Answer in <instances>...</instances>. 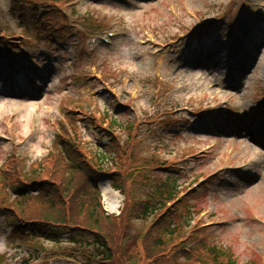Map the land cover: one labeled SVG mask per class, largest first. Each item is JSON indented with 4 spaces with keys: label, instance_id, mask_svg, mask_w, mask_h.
Instances as JSON below:
<instances>
[{
    "label": "rangeland",
    "instance_id": "374dc122",
    "mask_svg": "<svg viewBox=\"0 0 264 264\" xmlns=\"http://www.w3.org/2000/svg\"><path fill=\"white\" fill-rule=\"evenodd\" d=\"M45 1L51 6H38L44 7L43 13L31 11L26 17L20 2L15 6L14 0H0V35L13 37L9 43L17 46L13 52L0 49V208L18 217L22 213L32 217L27 220L37 221L52 212L76 219L71 225L84 223L85 214L78 210L80 197L53 209L33 179L40 171L45 178L56 164L65 167L64 162H57L62 144L72 133L81 139L79 147L86 161L101 167L97 154L109 150L100 126L107 130L113 120L119 126L114 130L119 155L102 167L120 176L115 181L104 174L98 198L101 210L111 218L107 234L124 264H204L212 249L238 264H264V158L261 148L250 142V134L259 132L250 128L260 119L259 102L264 99V0L26 3ZM245 4L248 9L241 10ZM49 8L56 12L51 14ZM204 20L212 24L219 20L222 31L233 21L236 25L229 42L224 33L222 37L213 33L211 41L203 46L198 43L192 54L193 42L186 43L187 39H194L202 29L185 34L193 23ZM104 22L116 28H110L115 37L109 45L100 40L94 43L97 32L87 30ZM26 41L30 45L23 47ZM226 45L230 56L221 62ZM246 65L253 67L247 76ZM17 71L27 77L11 76ZM238 81L242 82L235 88ZM193 96L205 103L213 97L221 103L231 98L244 114H251L246 130L221 135L199 124L197 129L184 124L187 133L175 137L176 130L162 128L172 118L183 119L190 113L187 108L198 104L188 99ZM192 145L210 153L190 164L186 169L190 173L176 175L182 193L181 203L173 205L164 191L169 172L164 168L179 162ZM228 159L233 168L226 166ZM244 165L249 183L236 187L228 171ZM213 170H226V180L219 178L205 197L204 190L199 192L203 197L191 205L195 215H190L188 224L182 207L195 198L192 179ZM17 185L23 186V193L15 191ZM116 185L123 193L113 189ZM106 190L112 194L110 199ZM26 194L32 195L21 201ZM146 206L155 209L147 217H137ZM1 212L0 264H73L64 257L68 245L31 242L21 229L13 230ZM210 213L216 218L203 219ZM215 221L222 227L214 236L207 228ZM173 226L178 227L176 235L160 245L163 230Z\"/></svg>",
    "mask_w": 264,
    "mask_h": 264
},
{
    "label": "trees",
    "instance_id": "16d2710c",
    "mask_svg": "<svg viewBox=\"0 0 264 264\" xmlns=\"http://www.w3.org/2000/svg\"><path fill=\"white\" fill-rule=\"evenodd\" d=\"M54 3L56 4V2ZM97 28L98 27L95 28L90 26L87 30H90L91 34H94ZM117 128H119V126L116 125V121L111 120L109 125L111 131L107 134L111 145L107 148L109 150L107 153L111 154L113 151V156L109 155L110 157H108V154L105 152L102 154L98 153L97 160L101 161V167L86 161V156L83 155L84 153L79 147V141L76 139V136H73L72 139L66 141V144L63 146V157L61 156V160L57 162H64L65 167L56 164L54 168L58 173L54 172L53 168L45 178H41L42 171L36 174L39 178L34 176L35 179H33V182L40 186L45 200L48 201L47 203L50 207L52 206L53 209L59 206V203L64 204L70 201L72 202L80 197L83 201H80V204L78 203V210L85 214L84 223L80 224L76 222L74 225H71V221L75 222L76 219H69L68 217L70 216L66 213H64V216H61L57 215V213L54 215L52 212L45 213V217L37 221L27 220L25 217H32L24 216V213L21 214L22 216L18 217L5 208H0L2 215L9 221L14 229H21V231L24 232L26 229L30 228L35 230V233H42L43 236L41 237L49 243L58 245L68 244L70 248L64 251V253L67 259L72 261L73 264H124L125 261L122 257L118 258V249L114 247L115 245L111 244V237L107 234V232H109L108 228H111L108 226L111 223V218L101 210V201L98 198L100 193L96 188L99 177L104 174H107L112 180L115 179V181H119L118 176H120V174L118 172L105 170V168L102 167V163H107L111 157L113 158L119 155V147H117L119 141L114 135V130ZM84 176L87 181L84 180ZM168 183H170V185L174 184L169 181ZM168 183L165 186V193L171 198L173 191ZM114 187L122 190L120 186L116 185ZM29 196L30 195L25 198ZM25 198H23L22 201ZM154 209L146 206L137 214V217H147ZM177 229L178 227L173 226L169 227L167 231L163 230L164 236L160 239V245L167 244L169 239L176 235L175 231L177 232ZM62 235H66L68 238L66 243L61 240L64 237ZM32 238L33 236L31 239ZM207 254L208 255H205L204 264H238L235 261H231L228 254L215 249H212ZM151 256L154 255L152 254Z\"/></svg>",
    "mask_w": 264,
    "mask_h": 264
},
{
    "label": "bare ground",
    "instance_id": "6f19581e",
    "mask_svg": "<svg viewBox=\"0 0 264 264\" xmlns=\"http://www.w3.org/2000/svg\"><path fill=\"white\" fill-rule=\"evenodd\" d=\"M104 194H105L107 199H110L111 196H112V194H111V192L109 190H106Z\"/></svg>",
    "mask_w": 264,
    "mask_h": 264
}]
</instances>
